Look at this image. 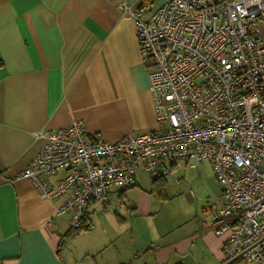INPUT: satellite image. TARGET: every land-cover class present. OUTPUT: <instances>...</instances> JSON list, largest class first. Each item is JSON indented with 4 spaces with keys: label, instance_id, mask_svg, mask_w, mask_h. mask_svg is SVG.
Masks as SVG:
<instances>
[{
    "label": "crops",
    "instance_id": "obj_1",
    "mask_svg": "<svg viewBox=\"0 0 264 264\" xmlns=\"http://www.w3.org/2000/svg\"><path fill=\"white\" fill-rule=\"evenodd\" d=\"M143 1L155 9L169 0H0V264H223L211 219L221 188L205 162L208 173L203 163L163 160L158 176L140 165L131 186L87 204L90 227L59 256L69 216L56 211L66 196L42 200L22 176L41 130L80 121L88 140L111 143L158 131L133 21L117 8ZM184 168L200 170L168 180ZM201 182L203 199L191 200L187 189ZM183 196L190 207L170 211Z\"/></svg>",
    "mask_w": 264,
    "mask_h": 264
},
{
    "label": "built area",
    "instance_id": "obj_2",
    "mask_svg": "<svg viewBox=\"0 0 264 264\" xmlns=\"http://www.w3.org/2000/svg\"><path fill=\"white\" fill-rule=\"evenodd\" d=\"M132 19L156 120L152 133L111 143L88 140L74 121L41 130L43 146L24 169L42 200L79 227L89 202L133 184L140 165L165 175L163 160L207 163L221 188L211 216L224 237L223 263L264 264V0H169L152 9L118 5ZM62 172L54 187L46 178Z\"/></svg>",
    "mask_w": 264,
    "mask_h": 264
},
{
    "label": "rangeland",
    "instance_id": "obj_3",
    "mask_svg": "<svg viewBox=\"0 0 264 264\" xmlns=\"http://www.w3.org/2000/svg\"><path fill=\"white\" fill-rule=\"evenodd\" d=\"M206 164L205 163L201 164V166L203 168L202 172L205 171V173L206 172L208 173V170H206ZM185 170H186V168L180 169L179 171H177L176 174H174V175L171 174V175L167 176L168 180L170 181V179H171V182H172V181H174L175 178H177L179 176H182L184 179H187L188 177L189 178L193 177L195 175V172L199 173L200 168H198L197 170H194L191 168L187 169V171H185ZM209 172H210V170H209ZM182 173H185V175H183ZM204 186H205L204 182H201V183H197L195 185H192V188L189 187V189H187V191H188L187 193H188L190 199L193 200V198H194V199H197L198 201H201L203 199L204 194L200 189L203 190ZM209 190H211V191L208 193H210V195H212V189H209ZM179 201L180 202H175V203L171 204V206H169L168 209L170 211H176V210L180 209L182 206H183V208H189L190 207V200H188L186 197L183 196ZM257 251H261L264 253V243L260 248H257ZM233 264H255V263L250 262V261H246L243 257H240Z\"/></svg>",
    "mask_w": 264,
    "mask_h": 264
},
{
    "label": "trees",
    "instance_id": "obj_4",
    "mask_svg": "<svg viewBox=\"0 0 264 264\" xmlns=\"http://www.w3.org/2000/svg\"><path fill=\"white\" fill-rule=\"evenodd\" d=\"M84 219V218H83ZM81 221L80 225L78 228L76 229H70L69 228V231L67 234H65V236L63 238H61L60 242H59V245H58V248H57V255L59 256L60 252H61V249L63 247V245L69 240L71 239L72 237H74L78 232L80 231H85L87 230L90 226L89 225H85L84 224V221Z\"/></svg>",
    "mask_w": 264,
    "mask_h": 264
},
{
    "label": "water",
    "instance_id": "obj_5",
    "mask_svg": "<svg viewBox=\"0 0 264 264\" xmlns=\"http://www.w3.org/2000/svg\"><path fill=\"white\" fill-rule=\"evenodd\" d=\"M260 244L261 243H264V238L259 242ZM241 257V255H237V256H235L234 258H232L231 260H229V261H227V262H225V263H223V264H233L234 262H236L237 260H238V258H240Z\"/></svg>",
    "mask_w": 264,
    "mask_h": 264
}]
</instances>
